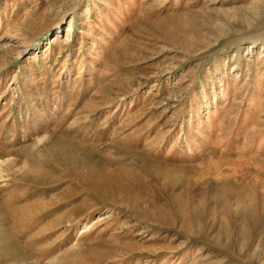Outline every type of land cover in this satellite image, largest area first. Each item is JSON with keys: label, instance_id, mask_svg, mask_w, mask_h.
Segmentation results:
<instances>
[{"label": "rangeland", "instance_id": "obj_1", "mask_svg": "<svg viewBox=\"0 0 264 264\" xmlns=\"http://www.w3.org/2000/svg\"><path fill=\"white\" fill-rule=\"evenodd\" d=\"M254 2L0 0V264H264Z\"/></svg>", "mask_w": 264, "mask_h": 264}, {"label": "bare ground", "instance_id": "obj_2", "mask_svg": "<svg viewBox=\"0 0 264 264\" xmlns=\"http://www.w3.org/2000/svg\"><path fill=\"white\" fill-rule=\"evenodd\" d=\"M253 7L255 6V5H257L256 6V9H254V10H260L261 8H263L264 7V2H254L253 4ZM264 9V8H263ZM263 9H261V10H263ZM253 11V10H252ZM251 16H253V15H250V16H245V19L246 20H249V17H251ZM258 21V20H257ZM250 22V21H249ZM5 211H6V215L7 216H9L11 219H15V221L17 220V215H16V211L13 209V208H7V209H5ZM9 219V218H8ZM19 235V234H18Z\"/></svg>", "mask_w": 264, "mask_h": 264}]
</instances>
